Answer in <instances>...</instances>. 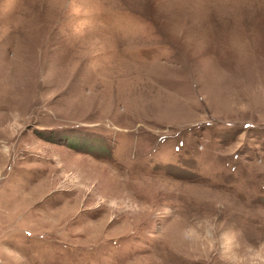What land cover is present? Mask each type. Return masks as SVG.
<instances>
[{
	"label": "rangeland",
	"instance_id": "obj_1",
	"mask_svg": "<svg viewBox=\"0 0 264 264\" xmlns=\"http://www.w3.org/2000/svg\"><path fill=\"white\" fill-rule=\"evenodd\" d=\"M0 264H264V0H0Z\"/></svg>",
	"mask_w": 264,
	"mask_h": 264
},
{
	"label": "bare ground",
	"instance_id": "obj_2",
	"mask_svg": "<svg viewBox=\"0 0 264 264\" xmlns=\"http://www.w3.org/2000/svg\"><path fill=\"white\" fill-rule=\"evenodd\" d=\"M191 63V62H190Z\"/></svg>",
	"mask_w": 264,
	"mask_h": 264
}]
</instances>
